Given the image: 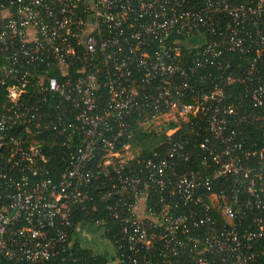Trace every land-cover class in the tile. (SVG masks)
<instances>
[{
	"label": "built area",
	"instance_id": "1",
	"mask_svg": "<svg viewBox=\"0 0 264 264\" xmlns=\"http://www.w3.org/2000/svg\"><path fill=\"white\" fill-rule=\"evenodd\" d=\"M263 106L264 0H0V264H259Z\"/></svg>",
	"mask_w": 264,
	"mask_h": 264
},
{
	"label": "trees",
	"instance_id": "2",
	"mask_svg": "<svg viewBox=\"0 0 264 264\" xmlns=\"http://www.w3.org/2000/svg\"><path fill=\"white\" fill-rule=\"evenodd\" d=\"M195 1L201 2L202 0H195ZM242 1H244V0H227V2L232 4V5L240 4V3H242ZM193 52H195V50ZM238 59H239L238 56H235L234 58L232 56H230L229 62L232 64L238 63ZM243 62H245V61L243 60ZM225 90L229 93H233V95L237 96V98L239 97V95H238V92L240 91L239 85H233L230 87H225ZM240 103L242 104V108L245 109L247 112L253 111V108L251 106H249L246 102L240 101ZM256 111L260 112L262 114V116H264V106L261 107V109H257ZM248 116L249 115H247V118H248ZM248 122H249V120H248ZM241 125H245V121H242ZM132 126H133L134 134H133V137L130 139V144L133 147V149H135V148L138 149L136 156H134V159L132 160V163H135V161L137 159L149 156L150 153L154 150H158V149L160 150V148L165 147V141L167 139L165 132L168 129L175 128L176 126H179L178 131L175 134H173L171 137L173 139H181V138L182 139H189L191 142L189 143V146H187V149L190 151V153L193 157V161L197 160V159L199 160V158H200L199 149L197 148V146H195V144L192 143L193 134L191 133V128H190V125L188 123H185V122L173 123V122H171L167 125L166 128L162 129L161 131L156 132L153 130L149 133L143 131L141 127L134 126V125H132ZM161 152L164 154L163 150H161L160 153ZM191 169H198V164L197 163L192 164ZM99 182H102L101 186H104V184H103L104 180L103 179H100ZM94 187L95 186L93 185L92 188L95 189ZM104 189H105V187H104ZM98 190L99 189H96L95 193H94V200H95V205L97 207V210L93 211L90 209L91 213H94L95 218L105 217L104 204L106 202V199L104 198L103 191H101V193H100ZM104 229L105 230H104V232H102V235L106 238H110L112 240H115L113 238V235H116L118 230H119V225L117 224V222H112L110 220H107L106 223L104 224ZM258 245H259V246H257L258 250H260V251H258L259 264H264V254L262 253V250L264 247V238L258 242ZM71 252L74 255H78L80 257H85L86 259H88V261L91 260L89 258L91 250L84 248V247H81L79 244H75L71 248ZM4 264H6V263H4ZM40 264H58V263L57 262H47V263H40ZM62 264H71V263L69 261H66L65 263H62Z\"/></svg>",
	"mask_w": 264,
	"mask_h": 264
},
{
	"label": "rangeland",
	"instance_id": "3",
	"mask_svg": "<svg viewBox=\"0 0 264 264\" xmlns=\"http://www.w3.org/2000/svg\"><path fill=\"white\" fill-rule=\"evenodd\" d=\"M170 118L171 117H169V116H165V117H163L161 119H155L154 121H151L149 123H145V125L148 128V130L155 129L154 131L158 132V131H161L162 129H164V128L167 127V125L170 123L169 122V119ZM137 151H138L137 148H135V149L132 148L130 151H127V152H125L123 154V158H126V157H134V156H136ZM78 238H80V237H78ZM93 239L94 238H92L91 241H89L88 243L85 242V241H83L82 238H80V241L83 242V243H85L84 245H86L87 247H91L92 249H95V247H97V244L96 243H93L94 242ZM93 245L95 247H92Z\"/></svg>",
	"mask_w": 264,
	"mask_h": 264
}]
</instances>
